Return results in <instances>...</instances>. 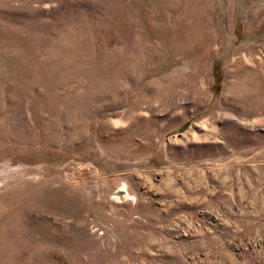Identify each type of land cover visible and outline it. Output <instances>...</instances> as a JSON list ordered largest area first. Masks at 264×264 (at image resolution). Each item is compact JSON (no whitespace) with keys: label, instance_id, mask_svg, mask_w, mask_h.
<instances>
[{"label":"rangeland","instance_id":"rangeland-1","mask_svg":"<svg viewBox=\"0 0 264 264\" xmlns=\"http://www.w3.org/2000/svg\"><path fill=\"white\" fill-rule=\"evenodd\" d=\"M0 264H264V0H0Z\"/></svg>","mask_w":264,"mask_h":264},{"label":"bare ground","instance_id":"bare-ground-1","mask_svg":"<svg viewBox=\"0 0 264 264\" xmlns=\"http://www.w3.org/2000/svg\"><path fill=\"white\" fill-rule=\"evenodd\" d=\"M80 20V19H79ZM77 35V34H76ZM75 37V36H74ZM131 53V52H130ZM135 54V53H134ZM136 65V64H135ZM135 68V67H134ZM115 90V86L114 85H112V88H111V93H112V91H114ZM227 91H228V88H227ZM106 92H110V88H109V91H106ZM233 92V91H232ZM247 95V94H246ZM123 185V184H122ZM119 192H123L124 194H125V197L127 198V199H132V196H130V195H128L127 193H126V191H125V189H124V186H121L120 188H119V190H118ZM117 198V197H116ZM116 200V199H115Z\"/></svg>","mask_w":264,"mask_h":264}]
</instances>
